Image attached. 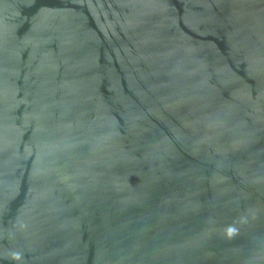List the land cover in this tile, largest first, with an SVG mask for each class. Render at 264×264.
I'll use <instances>...</instances> for the list:
<instances>
[{
	"label": "water",
	"instance_id": "1",
	"mask_svg": "<svg viewBox=\"0 0 264 264\" xmlns=\"http://www.w3.org/2000/svg\"><path fill=\"white\" fill-rule=\"evenodd\" d=\"M0 264H264V0H0Z\"/></svg>",
	"mask_w": 264,
	"mask_h": 264
}]
</instances>
